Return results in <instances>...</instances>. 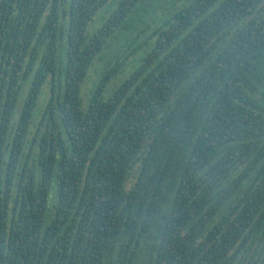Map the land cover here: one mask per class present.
<instances>
[{"label":"trees","instance_id":"1","mask_svg":"<svg viewBox=\"0 0 264 264\" xmlns=\"http://www.w3.org/2000/svg\"><path fill=\"white\" fill-rule=\"evenodd\" d=\"M0 264H264V0H0Z\"/></svg>","mask_w":264,"mask_h":264},{"label":"rangeland","instance_id":"2","mask_svg":"<svg viewBox=\"0 0 264 264\" xmlns=\"http://www.w3.org/2000/svg\"><path fill=\"white\" fill-rule=\"evenodd\" d=\"M96 20H97V17L89 24V26H88L89 32H92V30L94 28L99 26V22ZM140 57H141L140 54H137L134 57H132L131 58V64H135ZM104 62H105L104 57H99L98 60H96L94 62V64L92 65V67L90 68V71L88 73V77H87V79L84 83V86H83V97L82 98H84L85 100L87 99V96H88L90 90L93 88V86L97 80V75L100 73V71L103 68ZM121 75H122V77L120 76V78H118L119 81L122 80V78L124 77L125 74L122 73ZM117 83H118V81H115L114 83H111L109 86L114 87V85H116ZM83 105H86V102L84 100H83ZM52 202H53V194L51 192V193H49L48 207H51Z\"/></svg>","mask_w":264,"mask_h":264}]
</instances>
